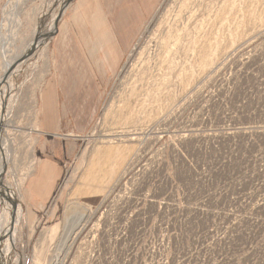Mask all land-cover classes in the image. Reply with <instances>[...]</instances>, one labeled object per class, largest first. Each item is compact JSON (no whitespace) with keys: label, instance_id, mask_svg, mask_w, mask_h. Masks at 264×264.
I'll list each match as a JSON object with an SVG mask.
<instances>
[{"label":"rangeland","instance_id":"rangeland-1","mask_svg":"<svg viewBox=\"0 0 264 264\" xmlns=\"http://www.w3.org/2000/svg\"><path fill=\"white\" fill-rule=\"evenodd\" d=\"M62 1L18 0L21 4L20 14H16L19 22L12 14L5 13L11 9L12 0H0V55L3 32L13 26L17 32L14 31L17 35L14 53H21L25 59L21 71L11 76L8 86L0 90L1 93L2 89L7 92L12 88V95L6 100L13 127H9L11 131L6 135L10 141V163L4 185L8 181L16 189L15 181L21 182V200L17 203L22 218L12 254L16 261L11 264H264V206L254 210L252 218L239 232L213 234L195 243L197 238L190 237L189 224L184 217H178L172 209L166 215L158 214L154 204L143 203L139 188L142 187L139 173L142 158L146 153L148 157L154 154L174 132L177 136L184 134L188 104L205 88L214 86L217 76L224 71L232 75L238 121L247 125L258 118L263 123L264 0H246L231 7L226 15L228 24L224 27L215 21L218 11L207 7L208 0L203 2L197 12V24L201 25L188 27L191 35L185 43L193 50L196 35L209 50L219 45L220 63L200 84L184 95L178 93L173 110L164 116L161 114L162 117L149 126L163 130L147 134L144 139L141 131H133V123L128 122L135 103L126 107L125 99L132 90L144 94L138 76L142 50L150 45L151 38L161 40V23L176 16L172 10L183 0H72L58 21L45 53L36 45L34 54L26 59L36 37H41L59 14ZM247 14L251 21L246 18ZM183 23L187 26V21ZM236 23L243 31L234 43L226 44L229 35L235 32ZM152 45L146 57L153 58L157 54ZM198 50L197 47L195 55L187 60L191 68L201 60H198ZM79 70L97 74L93 95L72 112L73 118L67 120V125L61 120V126L50 127L58 131L50 137L41 126V120L48 114L45 91L51 92L52 96L50 93L48 96L56 100V88L52 89L50 84L58 80L60 73ZM99 73L105 75L102 80ZM50 105L58 106L53 101ZM57 112L53 109V113L57 115ZM138 124L141 129L142 125ZM165 129L167 134L151 151L153 142L147 144L146 140H159ZM117 130L125 137H114L113 142L104 143L105 134ZM258 130L262 132L261 128ZM135 132L141 134L132 135ZM255 136L253 133V138ZM257 136L264 142V134ZM60 142L64 147L73 146L67 158L59 160L57 154L47 158L63 165V179L47 208L38 211L28 203L27 212L23 192L41 163L40 152L45 153L51 145L61 146ZM171 153V149L168 150L165 158L148 165L145 171L150 183L146 180L144 189L152 194L151 198L156 195L155 180L170 170ZM27 155L33 163L31 173L23 164ZM260 163V156L248 158L244 171L233 175L220 191L224 195L234 194L237 202L257 198L255 193L261 191L264 183V175L257 174L255 169ZM176 177L183 179L184 174ZM238 187L242 190L241 197L235 190ZM75 205L80 206L81 213L85 211V216L77 212L70 222L68 217L73 208L75 213Z\"/></svg>","mask_w":264,"mask_h":264},{"label":"built area","instance_id":"built-area-1","mask_svg":"<svg viewBox=\"0 0 264 264\" xmlns=\"http://www.w3.org/2000/svg\"><path fill=\"white\" fill-rule=\"evenodd\" d=\"M217 77L214 86L211 84L205 88L188 104L184 134L177 136L174 132L154 154L148 157L149 153H146L140 161L142 187L139 188L143 203L154 204L158 214L166 215L172 209L178 217H184L189 224L190 237L197 238L195 243L213 234L239 232L241 226L252 218L254 210L264 206V183L261 191L255 193L257 198L251 201L242 199L237 202L234 194L224 195L220 191L233 175L244 171L248 158L261 157V163L255 169L257 174L264 175V142L257 136L264 134V121L254 118L249 124L242 125L233 103L232 75L224 71ZM158 130L163 129L145 128L143 139L147 134H158ZM166 134L165 129L157 141L146 138L147 144L153 142L151 151ZM170 149V170L155 180L156 195L151 198L152 194L144 189L146 180L150 183L145 171L148 165L165 158ZM23 161L31 173L33 163L28 155ZM177 174H184V178L176 177ZM235 190L241 197V188ZM143 212L147 213L145 209Z\"/></svg>","mask_w":264,"mask_h":264},{"label":"bare ground","instance_id":"bare-ground-1","mask_svg":"<svg viewBox=\"0 0 264 264\" xmlns=\"http://www.w3.org/2000/svg\"><path fill=\"white\" fill-rule=\"evenodd\" d=\"M208 1L209 4L207 5V7L210 8L211 10L213 9L215 11H218L215 17V21L221 27H224L228 24V18L226 17V15L230 10H232L230 8L234 6H238L242 2L245 3L246 0H208ZM71 2L72 0H64L62 5L60 3L61 7L59 14H57V16L55 15L56 17L52 23H49L50 25L48 29L45 26L46 27L45 32L37 40V46L42 48L40 49L41 52L44 51L45 53V51L47 50L48 42L51 36L53 35L54 30L57 27L58 21H60V19L63 17L64 13L67 11V8L71 4ZM203 2H205V0H183L181 4L177 3L172 10L176 14V16L173 17L172 19L166 18L161 23L159 30L160 31L159 34L161 37V38L159 37V39L161 40L159 41L157 38H151L152 40L151 43L154 44L152 45L150 43V45L148 44L149 46H146L142 50L143 51L141 53L142 57L139 60L140 67L138 69V76L140 77V81H141L140 84L141 87L144 89V94L140 95L136 93V90H132L130 91V93H128L125 99L127 102L125 103L126 107H131L129 105H132L131 104L132 102L135 103L134 104L135 106L131 107L132 112L129 117L130 121H128L131 124L133 123V125H131L132 128H134L133 131L140 130L141 133L143 134V130L145 128H148L149 126L152 125V123H154L156 120L162 117L160 116L161 114L164 116V113H170V111L173 110V106L175 107L174 101L176 100V95L178 93L181 95L187 93L189 90L194 88V85L200 84L203 81V79L209 76L211 71L219 65L220 63L219 45L215 44L213 48L209 50L205 42L199 40V37H197L196 35L193 38V42H195L193 50H191L188 47V45L185 43V40L189 38L191 35V32H189L190 29H188V27L193 24H195L197 27L201 25L200 23L197 24L198 22L197 12L201 10L202 7L201 5H203ZM20 6L21 4L20 2H18V0H12L11 9L8 12L6 11L5 13H8V15L12 14L16 18V14L20 12L21 9ZM246 18H248V21H251V16L249 14H247ZM184 21H187V26L186 24L183 23ZM8 23L10 24V22ZM4 29H6V27ZM14 31L15 28L13 26H9L6 29L5 33L3 32L4 35H2L1 44H3V50L0 55L1 56L0 82L7 74L8 70L13 68L16 64H18V66L14 68L13 72L8 77L7 82L5 84L7 86H8V81H10V79L12 78L11 76L18 73V71L21 68L22 62H24L25 60V59L23 60L21 53L20 54L14 53V51L16 50V41H17L16 39L17 32L15 31L16 32L15 33ZM242 31L243 30L241 29L240 24L236 23L235 32L229 35L226 44L228 43L232 44V42L234 43L236 38L240 37ZM151 45L153 47L152 49H155V52L157 53L153 58L150 55L146 57V55L150 54V52L147 54V50L150 48ZM197 47L199 49L198 60L199 59L201 60L193 68H191L190 67L191 64L189 63L190 61L188 62L187 60H189L192 56L195 55ZM27 48L29 49V47ZM11 92H12V88L10 87V89L7 92L2 89V92L0 93V264H11L12 261L14 260L16 261V258H14V260L12 259L13 258L12 254H14L13 251L16 249L17 237L20 231L19 221L22 218L19 205L17 209L15 208L16 203L19 202V200H21L20 199L21 191L19 189L21 186L20 185L21 182L15 181L16 182L15 185L17 187L16 189H14V187L10 183H8V181L6 186L4 185V176H8V165L10 163V141L9 138H7V136L11 131L9 127L10 128L13 127V125L10 124V120H9V118L12 117L10 116L11 110L9 109L10 107L8 108L9 104L6 103L7 98L10 95H12ZM145 97L147 98L146 100L143 99ZM145 107H147V110L144 111ZM148 107L151 109L149 110ZM128 110L130 111V108H128ZM135 122L136 124H134ZM137 123H140L138 125H142L141 129H139V126H136ZM117 131L116 132L114 131L112 134L111 133L107 135L105 134L104 143L111 142L112 138L114 137L117 138L118 137L122 138L123 136L125 137V134L124 135L120 134V131L119 132ZM126 132H127V128H126ZM141 133L135 132L132 133V135H140ZM75 206H76L75 213H73L74 212L73 207ZM75 206L72 207L73 210L70 212V215L68 217L70 222L73 220L72 217L77 212L80 213L81 216H85V211L81 208L84 211V213H81L80 206L79 205H75ZM79 227L80 225L76 229H78ZM70 240L72 241V239ZM66 248L64 249L66 250Z\"/></svg>","mask_w":264,"mask_h":264},{"label":"crops","instance_id":"crops-1","mask_svg":"<svg viewBox=\"0 0 264 264\" xmlns=\"http://www.w3.org/2000/svg\"><path fill=\"white\" fill-rule=\"evenodd\" d=\"M84 41L87 42V39L84 38ZM92 59L95 60L96 57L92 56ZM59 75V78H56L58 80L55 81L54 84L53 82L50 84L52 89L54 87L56 88V100L48 96V93L52 96L51 92H48L47 90L45 91V95L47 94V96L44 102L48 114L41 120V126L42 128H45L44 133L50 137H53V135H56L58 132L50 127L61 126L63 122L67 125V120L73 118L72 112L78 108L80 103H86L90 100L97 85V74L92 71L79 70L70 73L64 72ZM99 77L100 80H102L105 75L99 73ZM52 101L58 104L57 108L50 105ZM53 109L59 111L57 112V115L53 113ZM54 119L56 121L59 120L57 123L51 122L55 121ZM61 120L63 121L62 123ZM60 144L61 146L56 145L55 147L51 145V149L48 151L45 150L47 153H44V150H41L40 152L42 158L41 163L33 178L27 183L23 192V205L27 208V212L28 203L32 208H35L38 211L47 208L63 179V165L58 163V161L47 158L50 154L52 156L57 154L59 160L67 158V155L71 152L73 146L70 144L68 147H64L62 142H60Z\"/></svg>","mask_w":264,"mask_h":264},{"label":"water","instance_id":"water-1","mask_svg":"<svg viewBox=\"0 0 264 264\" xmlns=\"http://www.w3.org/2000/svg\"><path fill=\"white\" fill-rule=\"evenodd\" d=\"M37 40H38V38L36 37V39H35V41H34V44H33V46H32V49H31V50L29 51V53L27 54L26 59H27L28 57H31V56L34 54V48H35L36 45H37ZM2 50H3V46H2ZM17 66H18V64H16L13 68H11L10 70H8L7 74L4 76V78H3L2 81L0 82V89L2 88V85H5V84H6L8 77H9L10 74L13 72L14 68H16ZM18 205H19V204L16 203V205H15V208H16V209H17Z\"/></svg>","mask_w":264,"mask_h":264}]
</instances>
